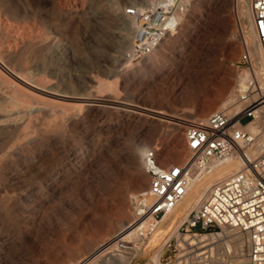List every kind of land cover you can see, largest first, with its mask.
Listing matches in <instances>:
<instances>
[{
  "label": "rangeland",
  "instance_id": "rangeland-1",
  "mask_svg": "<svg viewBox=\"0 0 264 264\" xmlns=\"http://www.w3.org/2000/svg\"><path fill=\"white\" fill-rule=\"evenodd\" d=\"M199 1L200 8L195 5L197 0L186 1L189 4L183 20L190 25L187 27L190 36L185 42L178 43L175 57L167 60L168 63L164 62L157 71L151 66L137 71L135 79L127 85L115 86L113 81V72L129 65V53L123 43L125 32L118 25L117 17L132 4L141 5L143 0H0L1 61L10 72L17 71L32 79L46 75L51 82L57 84L59 91L81 95L91 90V97L108 94L109 98L105 101L109 107L135 105L144 115H156L174 123H178L176 118H186L187 115L205 118L220 110L219 107L206 110L213 95L229 81L233 82L231 95H235L239 85L238 73L244 70L250 73L254 67L251 61L245 63L242 59L244 54L248 55L242 33L250 22L249 17L240 21L239 10L233 5L222 7L225 11L221 14L212 0ZM181 2L182 0H176V5ZM142 8H146L144 4ZM221 16L227 19L226 22L233 23V29L228 33ZM133 37L134 35L130 37L129 48ZM236 46L241 47V53L234 57ZM132 67H136V64H132ZM0 72L1 76L8 71L0 68ZM0 87L2 98L6 88L1 83ZM92 113L89 114V119L66 127L63 145L68 149L69 156L66 157L67 152L62 151L54 163H46L45 171L58 170L62 179L58 181L60 191L45 206L36 198L31 201L23 199L27 190L39 181L34 173L7 188L0 184V205L12 207L13 210L11 225L0 220V243L5 242L6 245V249L0 254L3 264H87L110 243L116 242L138 226L135 221H128L124 224L128 230L122 235L118 236L123 230L120 227L110 235L106 233V228L117 217L119 198L127 193L131 201L140 193L137 192L133 165L126 158L128 146L143 143L151 145L149 148L153 149L161 138L170 148L174 139L170 136L166 138L161 127L144 126L135 134L133 144L130 132L138 129L142 121L135 124L133 117L113 109L102 112L95 110ZM85 115L82 113V118ZM181 132L186 144L183 130ZM8 150L9 147L0 150V159L6 158ZM162 158L159 152L158 161L162 166L180 164L177 159L167 161ZM229 172L231 171L227 173ZM142 185L145 190L149 186L147 174ZM195 204L187 202V212ZM186 208L176 214L167 233L176 230ZM38 211L41 213L40 217H37ZM114 236L118 237L111 240ZM171 236L172 233L166 239L164 237L152 250L148 249L147 243L143 244L137 253H133L130 264H148L150 253H158V264L172 259L175 240L164 247ZM91 239H96L98 243L86 244ZM131 241L126 245L130 246ZM246 253L248 255V249ZM219 258L224 264L232 263L227 257Z\"/></svg>",
  "mask_w": 264,
  "mask_h": 264
},
{
  "label": "bare ground",
  "instance_id": "bare-ground-1",
  "mask_svg": "<svg viewBox=\"0 0 264 264\" xmlns=\"http://www.w3.org/2000/svg\"><path fill=\"white\" fill-rule=\"evenodd\" d=\"M186 1H190V0H186ZM186 1L182 0L181 6L184 8L182 10H177L174 13L173 17L169 19L168 25L171 26L174 24L175 26L173 31H171L170 33H164L160 40L158 48L154 51V53L151 56H149L146 60L141 62L133 61L132 46L131 48H129V41L131 40L130 37H132L133 35L135 37L137 31V22L135 18L126 15L124 11L122 14H120L117 17L118 25H120L123 31L125 32V34H123V43L125 45V50H128L129 53L128 56L129 65L125 66L124 68H121L118 71L113 72V75L115 77V79L113 78L115 86L118 84L127 85L128 83L131 82V80L135 79V76L138 74L137 71H142L144 70L145 67L147 68L151 66L153 67V69H156L157 71V69H159L164 62H166L167 60H171L172 59L171 57L173 56L175 57L176 54L175 49L178 43L185 42L187 38L190 36L189 30H187L189 23L188 21L183 20L189 4ZM212 1L214 2V6L217 9H219V12L221 14L224 13L225 11L223 10L222 7L233 5L235 6L236 9L239 10L240 21H243L246 18L248 19V17L250 19V22H248V26L243 30L242 35H243L244 46L248 54L247 56L249 58V62L250 61L252 62L254 68L250 71V73L249 71L246 70L238 73L237 76H238L239 85H237L235 95L233 96L231 95L233 90V82L229 81L226 84H224L221 90H219L215 95H213V97L208 101L206 107L207 111L219 107L220 110H225L228 113V115L233 117L239 114L246 106H248V104L258 99V95L264 96V55L260 50L258 40L255 34V30L253 27L249 2H247L246 0H223V3L221 4L220 0H212ZM172 2L173 0H168V1L158 0L157 2H155V0H143L142 4L139 6L137 3H134L132 5L135 8L141 10L144 9L142 8L143 4L144 7H147V6H154L157 4L159 5L162 3L171 4ZM196 3L197 4L195 3L194 4L197 5L198 8H200V1L197 0ZM193 10L196 11V9ZM221 18H223L222 24L225 25L226 32L227 33L230 32L233 29V23L231 21L226 22L227 19L225 20V18L222 16ZM115 19L116 18H114V20ZM240 51H241V47L236 46L233 56L235 57L236 55L241 53ZM179 52H181V50ZM168 56L170 57L168 58ZM1 59L3 60V57L1 58L0 56V68L8 72L6 75H4L3 73V75L0 76L1 77L0 83L3 84V86L6 88V90L4 91V97L0 98V113H2V116L0 117V150L5 149L6 147H9L10 150H8L9 152L5 151V153L7 152V156L5 155L6 156L5 159H0V184L7 188L17 182L20 183L21 179L27 176L28 174L34 173L35 176L39 178V181L34 186L30 187L27 190V194L23 197L25 201L28 200L31 201V199L36 198L39 199L40 203L44 204L45 206V204L48 203L50 199H53L55 195L60 191L61 187L58 186V181L61 178V173L58 170H57L58 172L57 171L54 172V169L45 171L46 163H50V164L54 163V161L58 159L57 158L58 154L61 153L62 151L65 153L67 152L66 157L69 156L68 149H65L66 146L64 147L63 145L64 144L63 140L66 139L65 137L66 127H71L76 123L89 119V114H91L95 110L102 112L103 110L113 109L121 112V114L123 115H128L130 117H133V119L136 120L134 121L135 124L140 123L142 121V123H140L141 125H138L139 126L138 129H134L133 131L130 132V136H131L130 141H132L133 144H134L133 138L135 134H137L138 130L142 129L144 126H147L148 128L161 127L162 131H164L166 135V138L170 136L171 138L174 139V143L170 148L167 147L166 142L164 140H161V138L159 142L156 143L155 148H153L156 152V160L158 164L161 166L162 164H160L158 161L159 152H161L162 157L167 161L169 160L171 161V159L173 160L177 159L180 163L177 165L180 166L185 165V163H187V161L192 156V152L189 150L188 146H186L187 141L185 144L182 134H180L183 128L179 123L168 122L165 119L156 115H149V114L144 115L135 108V105L122 104L119 105L118 107L117 106L109 107L105 101L109 98L108 94L107 95L101 94L100 96L97 97L94 96L91 97L92 95L90 94L91 90L90 91L88 90L89 93H85L81 95H74L69 92H63L64 90L59 91L56 87L57 84L55 85L53 82H51L48 79L49 77L47 78L46 75L32 79L30 77L23 76L17 71L16 72L14 71L15 73H13L12 71L10 72L9 70L6 69ZM132 64H136V67H132ZM53 72L55 73V71ZM58 80H60V78ZM256 91L258 92L256 93ZM225 100L227 102L224 103ZM82 113L86 114L85 117L83 118H82ZM186 117L193 118L196 116L187 115ZM131 121L133 122V120ZM134 127H136V125L133 126L132 128ZM237 127L242 131L249 133L250 136H252L253 138V143L250 145H244V146L242 145L241 148L235 150V152L232 155L227 156L223 159L211 160L207 164L206 169H198L196 166L193 165L191 167L192 170H191V176H190L188 188L184 197L182 198V200L174 210L164 215L161 218V220H159L156 224L154 223L151 216H148L144 219H140L136 214V207L134 206V202L132 200L130 201V198H128L127 193L123 195L121 194L122 195L121 198L118 197L120 199V202L116 211L117 217L113 219L109 227L106 228L107 229L106 233L110 235L114 232V230L117 227H120L119 229H123V230L119 233L118 236L122 235L128 230V227L126 228L124 227V224L127 223L128 221H132V222L135 221V223H137L138 226L133 231L131 230V232L127 233L124 237L122 238L120 237V239H118L116 242H113L112 244L108 243L109 245L102 252L98 253L93 259L91 258L92 260L90 261L88 260L89 262L87 264H130L133 253L135 252L137 253V251H139V249L143 247V244L147 243L148 249L152 250L153 248H156L158 246L159 242L164 237H165L164 239H166L167 236L170 235L171 233H172L171 238L173 236H177L178 240L180 241L189 240V238L192 239L191 237L188 236L182 238L177 234L178 226L184 220L187 219L191 211L190 210L189 212H187L186 203L195 202L196 203L195 206H196L198 202L205 195L209 186L214 181L224 178L234 173L235 171L239 170L242 165V153L250 158H254L258 156V154L264 148V135H262V132H264V102L256 109L254 118L247 119L244 122L238 123ZM150 146L151 145L148 144L146 145L143 143L137 144L134 147L132 145L128 146L129 151L126 158L134 166V167L132 166V168H134L133 176L137 181L135 182L137 183V187H138L137 192L140 191V193L145 191V188H143L142 185V181L146 180V174H147L143 164V155L148 149H150L149 148ZM228 171L231 172L227 173ZM25 178L27 179V177ZM5 187L3 189H5ZM86 199H88V197ZM195 206L193 208H195ZM11 208L8 206L0 205V220L6 221L7 224L11 223V218L13 213V210ZM41 208H43V206H41ZM183 208H186V210L183 214V217L181 218V222L178 223L176 230L167 233L170 229V226L173 224L174 220L176 219V214L184 210ZM40 214L41 213L38 211L37 217H40ZM116 237L114 236L111 240H113ZM97 238L99 237H96V239ZM96 239L88 240L86 241L87 242L86 244H94L97 242ZM129 240H132L131 242H129L131 245L127 246L126 244L128 243ZM203 240L206 241L205 245L208 248V251L210 252L211 264H217V263L224 264L222 262L223 260L221 261L219 260L220 259L219 257H227L229 261H232V263L229 264H248V255L246 253V249L249 248V244H248L247 234L235 229L223 228L221 232L217 234L207 235L206 237H204ZM14 246H16V244ZM5 249H6L5 242L0 243V254H2L3 250ZM158 262H159L158 253L157 254L150 253L148 264L151 263L158 264ZM0 264H3L2 259H0Z\"/></svg>",
  "mask_w": 264,
  "mask_h": 264
},
{
  "label": "built area",
  "instance_id": "built-area-1",
  "mask_svg": "<svg viewBox=\"0 0 264 264\" xmlns=\"http://www.w3.org/2000/svg\"><path fill=\"white\" fill-rule=\"evenodd\" d=\"M166 3L141 10L130 6L124 10L137 22L132 44L134 62L144 61L151 56L163 34L175 28L174 24L168 25L169 19L184 7L181 3L176 5V0L171 4ZM249 4L255 34L264 55V0H249ZM242 59L249 63L246 54ZM263 102L264 96L258 95V99L233 117L225 110H216L205 118L176 119L184 130L192 156L185 165L163 167L158 164L154 149L145 152L143 164L149 186L132 198L137 216L140 219L151 216L156 224L174 210L184 197L193 165L206 169L211 160L223 159L242 145L252 144V136L239 129L237 124L254 118L256 109ZM223 228L247 234L248 264H264V148L254 158L242 153L240 169L209 186L203 198L177 228L180 237L192 239L180 241L173 236L164 247L174 239V254L164 264H211V255L203 239L221 232Z\"/></svg>",
  "mask_w": 264,
  "mask_h": 264
}]
</instances>
